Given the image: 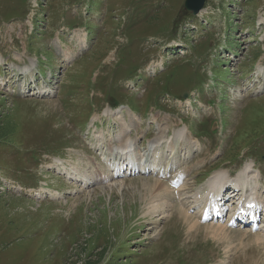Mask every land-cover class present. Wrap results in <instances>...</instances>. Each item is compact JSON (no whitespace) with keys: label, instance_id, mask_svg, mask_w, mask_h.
I'll return each instance as SVG.
<instances>
[{"label":"rangeland","instance_id":"rangeland-1","mask_svg":"<svg viewBox=\"0 0 264 264\" xmlns=\"http://www.w3.org/2000/svg\"><path fill=\"white\" fill-rule=\"evenodd\" d=\"M184 1L0 0V79L8 82L0 84V124L6 125L0 126L6 135L0 139V264H264L258 230L201 221L195 198L204 173L235 176L250 162L264 186V92L251 94L264 85V0H207L187 21ZM151 58L164 65L148 80L141 69ZM62 80L82 93L62 96L63 106ZM128 80L141 85L130 89ZM42 92L48 100L10 98ZM116 102L143 119V148L159 132L157 116L170 134L187 125L199 139L201 150L183 162L203 160V166L193 165L182 195L147 192L145 185L158 179L153 175L85 186L83 177L113 176L100 160L106 151L98 149V136L107 146L121 130L108 112ZM91 115L92 124L74 132L72 124ZM148 117L155 125L146 124ZM237 156L236 164L228 162ZM65 173L80 178L69 181ZM162 199L168 211L161 205L150 211Z\"/></svg>","mask_w":264,"mask_h":264},{"label":"bare ground","instance_id":"bare-ground-1","mask_svg":"<svg viewBox=\"0 0 264 264\" xmlns=\"http://www.w3.org/2000/svg\"><path fill=\"white\" fill-rule=\"evenodd\" d=\"M260 21H263V18L260 19ZM81 43H82V48L84 49L86 46L85 37L81 40ZM35 65L36 63L33 62L29 68L31 69ZM29 68H27V70ZM0 82L5 83L6 80L2 79V81ZM263 90H264V85L260 86V89L254 91V93H259ZM123 110L126 111L128 120L124 118ZM108 112L109 115L111 114L113 117H116L122 124V130L120 131V135H118L116 139L117 146L116 147L111 146L110 149L111 150L110 154L115 153L116 159L113 161L108 160V162L110 161L109 166L112 169V171H116V177L124 176V175H125L124 177H127L128 175H136V174H144V173H149V174L154 173L158 176V178L160 176L172 175V174H174L175 176L179 175L180 177L179 173L181 172H183L185 175L189 174L188 170L181 171V167H182L181 159L188 158L192 154V151L200 150L201 145L196 139H194L191 136L187 126L179 127L177 130L174 131L173 135L171 136L170 135L171 127L169 125L164 127L161 126L160 123L157 121L160 117L158 116L154 117V121L158 123L157 130L159 132L156 135V137L153 138V140L148 142L149 144L147 145V149H143L140 147V144L138 143L139 138L132 139V133L136 131V129L141 128L140 127L141 120L137 116H135L132 112H130L127 108H119L118 111L116 112H114V110H109ZM166 120L169 121L170 119L166 118ZM147 122L150 123L151 121H147ZM142 132L144 131L142 130ZM121 135H124V138H122ZM120 138L123 140H121ZM103 139L104 137H102V134H100L98 136V140L102 142ZM185 149H187L188 151L183 153V150ZM201 164H203V160H199L197 162V167H199ZM128 169H130V173H128L129 172ZM67 172H69V170ZM67 175L70 177V173H67ZM71 176L75 178L79 177L75 173H72ZM96 178L97 177L93 179L89 177H83L84 181L88 185H95L96 183H100L102 181H108L109 179V178L106 179L102 178V176L97 179ZM260 178H261V172L255 169V165L253 162L248 163L241 170V172H239V175L235 178L231 177L229 171H222L217 173L212 179L209 180V182L202 189V191H204L205 193L208 191L209 196L206 195L203 197V194L201 192L198 193V196H201V198L204 199L205 204L207 203V205L210 206V208L205 212V215L208 212L207 215L209 216H207V218L213 219L215 217L218 219L223 216H229L231 218L230 220L233 221L234 218L233 216L236 215L238 216V213L241 212L245 215H250L251 218L255 220V223H252L253 222L252 221L251 225H256V223L258 222V216L260 217L262 214L264 215V201L261 200L263 196L262 193L260 192L261 190ZM181 180L182 179H180V181ZM180 181L179 179H177L176 181L175 180L171 181L173 188H175L176 190H178V187L180 186L179 191L183 190L184 187V185ZM81 182H83V180ZM143 184L145 185L146 183ZM122 185L123 183L120 184V186ZM146 186L147 185H145L147 192H150L149 189L153 190L154 192L157 191L158 196L161 195L166 196L169 190L168 187L165 185V183L162 181H158V179L155 180V182H153L151 185L149 184L147 187ZM227 187L233 188L234 190L242 188L243 191L240 194L233 195V197H231L232 202L228 206L219 204L218 202L215 203V201H217L218 199H221L220 201L224 200V196L227 195L226 193L228 192ZM170 192L169 194H171ZM162 201L163 202H160L158 204H153L152 202L153 205L152 208L150 207V211L154 212V210H156L158 206L161 205L163 206L162 213L165 214L168 211L167 210L168 205L166 203L167 201L165 202L163 199ZM211 215L213 217H211ZM208 227L210 229L214 228L213 231L216 230L215 231L216 234L225 231V228L223 226H208ZM260 231L262 232V234H264V225L261 227Z\"/></svg>","mask_w":264,"mask_h":264},{"label":"water","instance_id":"water-1","mask_svg":"<svg viewBox=\"0 0 264 264\" xmlns=\"http://www.w3.org/2000/svg\"><path fill=\"white\" fill-rule=\"evenodd\" d=\"M206 0H185L184 8L187 12L197 15L204 7Z\"/></svg>","mask_w":264,"mask_h":264},{"label":"trees","instance_id":"trees-1","mask_svg":"<svg viewBox=\"0 0 264 264\" xmlns=\"http://www.w3.org/2000/svg\"><path fill=\"white\" fill-rule=\"evenodd\" d=\"M0 126L3 128V127H5L6 125L2 123V124H0ZM5 136H6V135L3 134V133L0 134V139H4V138H6Z\"/></svg>","mask_w":264,"mask_h":264}]
</instances>
